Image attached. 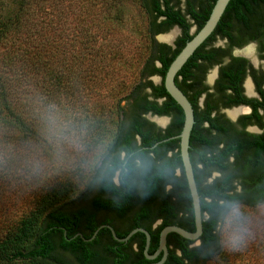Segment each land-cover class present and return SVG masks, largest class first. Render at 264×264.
Instances as JSON below:
<instances>
[{
  "label": "trees",
  "instance_id": "obj_1",
  "mask_svg": "<svg viewBox=\"0 0 264 264\" xmlns=\"http://www.w3.org/2000/svg\"><path fill=\"white\" fill-rule=\"evenodd\" d=\"M248 1L231 0L226 13L243 10ZM43 5L44 0H0V131L5 141L14 139L21 146L48 143L57 113L66 117L62 128L72 130L74 92L85 83L83 68L62 60L49 48L54 41L49 37L54 34L52 22L46 36L48 44L40 39ZM140 7L146 13L147 32L139 51V62H144L135 80L124 81L119 91L124 95L112 101L109 108L100 103L79 105L84 116L76 125L83 128L93 148L106 149L95 169L94 178L99 179L96 193L89 194L91 185L81 192L83 181L66 177L41 184L17 213H0V264H148L162 254L155 260L146 258V236L142 232L127 242L117 240L107 227L92 240L84 237L90 238L102 224L112 225L119 237L144 227L151 234L152 254L165 226L195 230L180 138L164 141L180 133L184 124V112L167 92L164 78L193 35L189 33L190 24L171 6L162 8L141 0ZM121 12L117 10L113 19H122ZM162 14L168 18L156 21ZM205 20L199 21L198 29ZM227 22L223 18L218 28ZM175 24L183 29L176 48L157 41V33ZM183 69L176 76L179 86ZM152 75H160L161 83L149 79ZM171 109H175V115L166 128L147 117L148 113L167 115ZM263 137L237 145L226 140L224 147L218 148L217 143L211 144L209 128L197 119L190 138V156L201 196L203 233L198 245L170 233L169 255L163 264L208 262L219 251V228L226 214L237 205L254 208L264 203ZM233 148L236 160L226 162ZM5 156L3 163L8 159ZM214 171L220 176L206 182ZM1 174L0 181L4 182ZM158 220L161 222L155 226Z\"/></svg>",
  "mask_w": 264,
  "mask_h": 264
},
{
  "label": "rangeland",
  "instance_id": "obj_2",
  "mask_svg": "<svg viewBox=\"0 0 264 264\" xmlns=\"http://www.w3.org/2000/svg\"><path fill=\"white\" fill-rule=\"evenodd\" d=\"M140 6L141 0H44L40 39L48 44L52 22L54 34L49 37L54 41L49 48L83 68L85 83L73 96L74 129L65 131L66 117L57 113L53 136L44 145L5 141L0 131V172L5 179L0 181V213H17L41 184L66 177L82 180L81 192L91 185L89 194L96 193L95 169L106 149L88 144L83 128L76 125L84 116L79 105L100 103L109 108L124 95L119 92L124 81L135 80L144 62H139V51L147 32L146 13ZM117 10H122V19H113ZM4 156L7 164L1 161ZM219 238V251L204 264H264V203L233 207L220 225Z\"/></svg>",
  "mask_w": 264,
  "mask_h": 264
},
{
  "label": "flooded vegetation",
  "instance_id": "obj_3",
  "mask_svg": "<svg viewBox=\"0 0 264 264\" xmlns=\"http://www.w3.org/2000/svg\"><path fill=\"white\" fill-rule=\"evenodd\" d=\"M147 1L152 5L158 3L162 8L171 6L179 11L190 24L189 33L194 36L202 28L198 29L199 21H207L217 0ZM227 8L220 21L226 18L228 22L219 28L217 24L211 35L183 65L178 79L180 86L176 82L193 105L195 122L199 119L204 128H209L211 144L217 143L218 148L224 147L226 140H233V145H237L241 141H252L264 135V0H249L241 11L226 13ZM207 14L209 16L206 18ZM167 18V14H162L157 15L155 20ZM173 32L174 45L166 44L176 48L177 39L183 35V29L178 24L157 33L155 38L160 33L165 35ZM248 48L252 49L250 54ZM153 76L160 75H152L149 79L155 84L161 83L155 82ZM162 100L158 99L159 102ZM239 108L241 110L236 115L231 114V111ZM149 114L152 113H148L147 117ZM174 115L175 109L162 115L168 118L167 126L173 121ZM235 160L236 149L233 148L226 162L234 163ZM219 176L220 172L214 171L206 178V182ZM114 180L118 182V174Z\"/></svg>",
  "mask_w": 264,
  "mask_h": 264
},
{
  "label": "water",
  "instance_id": "obj_4",
  "mask_svg": "<svg viewBox=\"0 0 264 264\" xmlns=\"http://www.w3.org/2000/svg\"><path fill=\"white\" fill-rule=\"evenodd\" d=\"M231 0H217L212 12L202 26V28L185 44V46L181 49V51L176 55L174 60L171 62L166 76L164 78V84L166 87L167 92L174 98V100L182 107L184 114H185V121L181 132L178 135L169 137L164 139V141L172 138H180V154L183 161L185 175L188 181L189 189L192 196L193 208H194V219H195V230L191 231L186 228H183L179 225H167L165 226L160 232V240L159 245L156 251L152 254L149 253V248L151 245V234L150 232L144 227H137L131 230L125 237H119L116 233L114 227L110 224H102L100 225L93 235L90 238H85V240H92L94 239L99 230L101 228L107 227L111 230L113 236L119 240L127 242L135 233L142 232L146 236V244L144 248V254L147 259L155 260L159 255L162 254L161 258L157 261L148 263V264H163L168 258L169 255V245H168V235L172 232H175L186 239H190L194 241L193 245H198L200 243V237L203 233V211H202V204H201V196L198 190V185L195 177L193 163L191 161L190 156V138L191 133L195 123V114L194 108L186 94L179 88L176 83V76L178 72L181 70L183 65L188 61V59L194 54L196 49L211 35V33L216 28L217 24L219 23L225 9L227 8L229 2ZM164 34L160 33L157 35V39L160 42L168 43L170 45H174V37L170 40H164ZM153 80L157 83L161 82V76H153ZM148 117L155 121L159 126L165 128L168 123V118L165 116H152L149 114ZM159 119H163L162 122ZM161 141L157 142L156 144L160 143ZM161 220H158L155 223L157 226ZM81 236L82 233H79ZM180 253V251H178Z\"/></svg>",
  "mask_w": 264,
  "mask_h": 264
},
{
  "label": "bare ground",
  "instance_id": "obj_5",
  "mask_svg": "<svg viewBox=\"0 0 264 264\" xmlns=\"http://www.w3.org/2000/svg\"><path fill=\"white\" fill-rule=\"evenodd\" d=\"M174 34H175V32L170 33V34H165L162 37L164 40L170 41L173 38ZM251 52H252V49L248 48V53L250 54ZM240 110H241V108L235 109V110L231 111V114L236 115ZM159 121L162 122L163 119H159Z\"/></svg>",
  "mask_w": 264,
  "mask_h": 264
}]
</instances>
